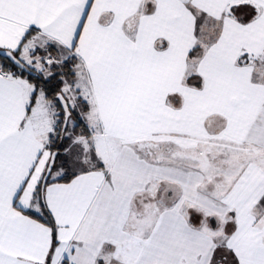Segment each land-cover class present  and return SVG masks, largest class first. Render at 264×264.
I'll return each instance as SVG.
<instances>
[{
    "label": "snow or ice",
    "instance_id": "obj_1",
    "mask_svg": "<svg viewBox=\"0 0 264 264\" xmlns=\"http://www.w3.org/2000/svg\"><path fill=\"white\" fill-rule=\"evenodd\" d=\"M0 264H264V0H0Z\"/></svg>",
    "mask_w": 264,
    "mask_h": 264
}]
</instances>
